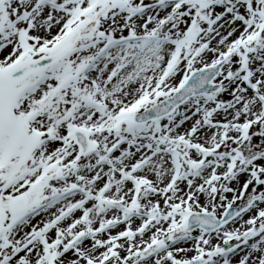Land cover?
Returning <instances> with one entry per match:
<instances>
[{
	"label": "snow or ice",
	"instance_id": "6c2138e0",
	"mask_svg": "<svg viewBox=\"0 0 264 264\" xmlns=\"http://www.w3.org/2000/svg\"><path fill=\"white\" fill-rule=\"evenodd\" d=\"M0 264H264V0H0Z\"/></svg>",
	"mask_w": 264,
	"mask_h": 264
}]
</instances>
